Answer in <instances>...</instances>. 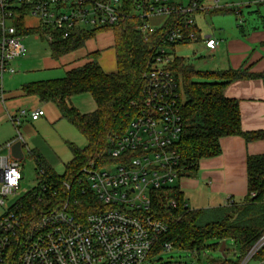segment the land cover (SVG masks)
Wrapping results in <instances>:
<instances>
[{
    "label": "built area",
    "instance_id": "2783aa9c",
    "mask_svg": "<svg viewBox=\"0 0 264 264\" xmlns=\"http://www.w3.org/2000/svg\"><path fill=\"white\" fill-rule=\"evenodd\" d=\"M212 2L213 6L197 0H132L128 8L124 0H0L2 101L5 78L16 73L14 62L25 51L20 19L27 27L25 18L36 16L49 44L75 30L109 27L132 16L140 19L138 28L145 36L165 28L144 74L143 103L126 130L112 137L110 161H90L77 173L79 183L85 185L81 194L89 190L96 202L82 218L77 217L78 198L74 193L58 197L57 185L39 164L36 186L19 193L23 167L12 156L11 147L21 141L25 157L19 127L26 118L37 120L45 111L21 108L10 115L17 138L6 145V155L0 153V206L4 209L0 264H142L156 246L161 245L162 251L173 248L162 242L169 224L158 214L162 208L177 207L175 194L183 178L178 170V144L184 122L180 83L170 69L175 56L172 45L189 39L203 41L210 51L220 46L222 40L212 34L203 36L196 21L198 13L222 8L221 0ZM61 186L66 192L72 190L68 181ZM9 197L14 199L5 207ZM263 246L264 234L240 264H247Z\"/></svg>",
    "mask_w": 264,
    "mask_h": 264
},
{
    "label": "trees",
    "instance_id": "16d2710c",
    "mask_svg": "<svg viewBox=\"0 0 264 264\" xmlns=\"http://www.w3.org/2000/svg\"><path fill=\"white\" fill-rule=\"evenodd\" d=\"M124 1L130 8L132 0ZM197 1L202 4L206 0ZM213 11L222 12L224 9ZM139 24L140 19L132 16L109 27L75 30L69 37L50 44L53 57L59 59L85 47L87 41L99 31L113 30L117 61L115 72H106L98 61V52H94L89 56L90 61L67 71L62 78L36 81L24 86L27 94H37L42 101L57 103L62 118L72 123L87 140L84 147L68 143L73 158L66 164L63 174H58L37 157L38 164L45 168L47 177L52 178L51 181L57 185L58 197L64 193H74L78 198V218L94 209L96 202L89 190L86 194H81L85 185L79 183L77 173L90 161L101 158L110 161L108 152L112 137L126 130L143 103L146 85L144 74L155 48L162 42L165 28H159L152 35L145 36L138 28ZM19 30L24 35L38 33L44 37L46 33L40 27H24L23 19L19 20ZM189 42L191 40L187 39L183 43ZM170 69L180 83L179 103L184 122L183 134L178 144V170L181 177L196 173L202 159L219 155L223 137L242 135L248 141L264 138V131L242 130L238 101L224 95L227 84L254 74L246 69L231 68L203 71L177 55L174 56ZM85 93H89L96 104V109L92 112L83 113L68 102L72 96ZM247 167L248 194L241 203L229 200L223 206L191 209L178 186L175 194L178 199L177 207L162 208L158 213L169 224L162 242L171 243L173 248L200 254L210 240L215 241L213 246L219 250L223 240L232 239L241 246L239 258L235 260L228 256L226 244V257L221 254L220 258L210 260V264H240L264 234V154L250 156ZM64 181L71 184L70 192H66L61 186ZM161 252L162 246L158 245L151 254ZM252 259L264 260V246Z\"/></svg>",
    "mask_w": 264,
    "mask_h": 264
},
{
    "label": "crops",
    "instance_id": "0c3cea01",
    "mask_svg": "<svg viewBox=\"0 0 264 264\" xmlns=\"http://www.w3.org/2000/svg\"><path fill=\"white\" fill-rule=\"evenodd\" d=\"M240 4L242 13V9L249 5ZM250 13L249 20H245L248 23H241L237 26L232 24L221 28L220 34L215 35V37L222 41L215 51L204 48L209 55H215L211 63L205 64L207 66L211 65L210 71L230 68L234 70L246 69L249 73L254 74V76L230 82L224 88V95L228 98L236 99L239 103L241 127L244 132L264 131V14L260 10L251 11ZM200 32L202 33L201 29ZM79 50H82V48ZM94 52L99 54V51H93L87 56ZM23 55L24 53L18 59H21ZM88 61H90V58L85 63ZM98 61L108 73L117 70V61L116 70L109 60L101 58ZM25 68L24 62L20 61L16 65V73L7 75L5 78V89L8 97L5 99L4 96V101L0 98V153L2 155L7 154L6 145L17 138V128L10 120V115L16 114L21 107L25 106L29 110L41 108L45 111L44 115L37 120H32L30 117L26 118L19 127L26 146H28L27 141L39 135L37 128L46 132L50 124L57 123L60 125L59 121L63 119L57 103L42 101L37 94H27L25 92L24 86L26 84L42 81L40 78L32 76L34 71L31 72L25 70ZM85 94L72 96L68 101L69 104L83 112L80 109V103L89 100V97ZM8 100L9 106L7 105ZM28 105L32 108H29ZM91 109L93 110L89 112L96 109V104L92 105ZM70 124L74 126L72 123ZM41 138L43 139L42 135ZM47 140L49 141V137ZM54 140L59 145L58 139ZM72 141L68 140V138L65 140L70 152L68 143L79 146ZM220 144L221 153L219 155L202 159L194 177H183L178 182L189 208L190 204H196L197 208L195 209L213 208L223 206L229 200L241 203L248 194V158L264 154V138L248 141L242 135H233L223 137ZM37 145L42 146L39 143ZM28 149L33 153L34 150L39 148L34 147L31 149L28 147ZM35 156L36 158L39 157L42 163L54 170L44 156L39 154Z\"/></svg>",
    "mask_w": 264,
    "mask_h": 264
},
{
    "label": "rangeland",
    "instance_id": "374dc122",
    "mask_svg": "<svg viewBox=\"0 0 264 264\" xmlns=\"http://www.w3.org/2000/svg\"><path fill=\"white\" fill-rule=\"evenodd\" d=\"M184 1L188 2V0ZM240 3L249 6L244 7L241 14L236 15L237 11L233 12L231 10H239L241 8ZM204 5L213 6V2L212 0H206ZM221 6L224 9L222 12L209 11L196 15V21L202 30L203 36L207 34H213L214 36L219 35L221 28H224V26L228 27L232 24L237 26L241 23H248L245 20H249L251 11L260 10V12L264 14V1L262 0H221ZM154 20L155 22H159V19ZM39 24L40 21L36 16L29 15L25 18V25L27 27L33 28L37 27ZM115 42V33L113 30H101L94 38L88 41L82 50L72 52L65 57L56 59L52 55L49 42L44 37L38 33H29L23 37V44L25 46L24 55L21 59H17L14 65L16 66L20 61L24 62L26 67L25 70L34 71L32 72V76L40 78L41 80L62 78L65 76L68 69L82 66V64L89 60L90 57L87 55L90 52L99 51L97 58L109 60L116 70ZM204 48L203 41L197 40L189 43L176 44L173 51L175 55L186 58L188 62L194 64L199 70L209 71L211 70V65L207 66L205 64L211 63L215 55H209ZM79 95L82 96L83 94ZM85 95L89 97V100L80 103V109L83 112H89L93 110L91 107L92 105L94 106L95 103L89 93ZM7 97L8 95L5 89V99ZM7 105L9 106V100L7 101ZM28 107L32 108L29 105ZM59 122L60 125L57 123L50 124L46 132L37 128L39 135L27 141L28 146L24 145L25 157L20 160L23 167V181L19 193H25L37 184L38 162L36 161V154L44 156L46 161L52 165L58 174H63L66 163L72 158V154L67 148L65 140H67V138L70 141L73 140L72 142L77 143L80 147L87 145L86 138L77 128L72 126L64 118ZM41 135L45 140L41 138ZM46 137H49V141ZM56 138L59 141V145L55 143L54 139ZM51 141L53 142L51 143ZM38 143L42 144V146H38ZM28 147L31 149L34 147L39 149L34 150L35 152L33 151V153L30 154ZM194 176L195 173L188 177ZM13 199L14 197H9L5 207H8ZM190 208H197L196 204H190ZM3 212L4 209L0 206V215ZM214 242V240L208 241L206 243L207 247L202 250L200 254L189 250L172 248L171 250L163 251L159 254H151L142 264H210V260L221 257L219 250L213 246ZM226 244L228 256L237 260L241 253V246L232 239L227 240ZM257 262L258 261L251 259L247 264H257Z\"/></svg>",
    "mask_w": 264,
    "mask_h": 264
},
{
    "label": "water",
    "instance_id": "95a60500",
    "mask_svg": "<svg viewBox=\"0 0 264 264\" xmlns=\"http://www.w3.org/2000/svg\"><path fill=\"white\" fill-rule=\"evenodd\" d=\"M11 154L13 157L20 159V160L24 158V152H23L21 141H17L16 143L12 145ZM225 249H226V240H223L219 248V252L222 254L223 257H226Z\"/></svg>",
    "mask_w": 264,
    "mask_h": 264
}]
</instances>
